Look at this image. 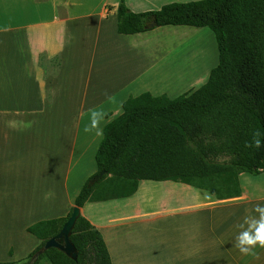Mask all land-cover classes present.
<instances>
[{"label":"crops","instance_id":"0c3cea01","mask_svg":"<svg viewBox=\"0 0 264 264\" xmlns=\"http://www.w3.org/2000/svg\"><path fill=\"white\" fill-rule=\"evenodd\" d=\"M122 1L139 13L192 0H0V214L21 223L29 246L40 240H31L30 225L74 208L97 172L104 127L130 96L175 98L197 89L168 82L175 74L161 70L158 37L184 26L208 38L206 26L121 34ZM197 58L189 53V67ZM91 111L103 115L101 135L85 131ZM146 181L131 196L80 208L102 233L112 264H264V248L245 256L234 247L237 225L264 205V171L241 173V195L224 199L183 182ZM142 190L160 198L157 207L130 208Z\"/></svg>","mask_w":264,"mask_h":264},{"label":"trees","instance_id":"16d2710c","mask_svg":"<svg viewBox=\"0 0 264 264\" xmlns=\"http://www.w3.org/2000/svg\"><path fill=\"white\" fill-rule=\"evenodd\" d=\"M117 16L121 34L165 25L209 27L217 41L218 63L207 81L192 92L175 98L150 92L130 96L123 112L105 125L96 153L94 175L103 170L107 174L93 185L94 175L89 177L75 206L131 196L141 180L183 182L220 199L240 196V174L264 171V147L244 146L253 131L264 133V0L171 2L139 13L122 1ZM153 18L156 26L150 25ZM72 211L67 217L41 220L27 228L41 240L30 253L32 259L60 232ZM70 239L76 259L52 247L36 260L112 264L102 233L83 214Z\"/></svg>","mask_w":264,"mask_h":264},{"label":"rangeland","instance_id":"374dc122","mask_svg":"<svg viewBox=\"0 0 264 264\" xmlns=\"http://www.w3.org/2000/svg\"><path fill=\"white\" fill-rule=\"evenodd\" d=\"M166 29V27H164ZM169 29L163 34L160 33L158 40L159 44V56L161 59V70L174 71V76H171L168 82L177 86L182 91H186L191 88H198L208 78L210 70L217 65L218 48L213 31L209 27H205L209 37L201 33L184 32V26H168ZM174 28L182 29V33H175ZM194 28V27H192ZM199 30V29H197ZM212 40H214V48H211ZM193 46H192V45ZM197 45V46H196ZM209 48L207 49V46ZM191 47L192 49H190ZM198 52V58L195 64L188 65L189 53ZM167 53L166 58L164 54ZM165 58V59H164ZM164 59V60H163ZM187 60V61H186ZM166 66V67H164ZM173 67V68H172ZM182 91L180 93H182ZM117 115V112H113V116ZM147 184H154L152 181H146ZM135 199L132 201L131 207L143 206L145 210L154 209L157 207L160 198L154 196V200L150 196H146L144 190L135 195ZM138 198V199H137ZM20 222H7L0 214V262H9V264H29L30 253L38 247L41 240H38L32 246H29L30 240L25 232L20 230ZM31 240L34 241L36 237L29 235ZM37 240V239H36ZM32 264H51V262L43 257L35 260ZM91 264V263H87Z\"/></svg>","mask_w":264,"mask_h":264},{"label":"clouds","instance_id":"9594fccd","mask_svg":"<svg viewBox=\"0 0 264 264\" xmlns=\"http://www.w3.org/2000/svg\"><path fill=\"white\" fill-rule=\"evenodd\" d=\"M103 118L102 113L91 111L89 115L90 123L85 127L86 132L96 131V135H101L102 131L99 129V122ZM264 133L259 129L253 131L252 139L245 142V148H255L256 150L264 147ZM257 215H246L242 223L237 227L240 229L235 237L234 247L239 250L242 255L256 256L254 249L259 246L264 248V205L257 204L253 210Z\"/></svg>","mask_w":264,"mask_h":264},{"label":"water","instance_id":"95a60500","mask_svg":"<svg viewBox=\"0 0 264 264\" xmlns=\"http://www.w3.org/2000/svg\"><path fill=\"white\" fill-rule=\"evenodd\" d=\"M151 26L157 25L156 18H153L152 22L150 23ZM107 172L105 170L99 172L98 174L94 175L91 180L90 184L93 185L96 183L99 179H101L104 175H106ZM81 214V209L78 206H74L73 211L69 219L64 223L63 227L61 228L60 232L50 238L43 246V248L35 255V257L32 259L30 264H32L36 258L42 253H44L47 249H50L52 247L57 248L61 251H63L66 255L72 257L73 259L77 258V252L74 244L72 243L70 236L73 232V229L75 227L76 221Z\"/></svg>","mask_w":264,"mask_h":264},{"label":"bare ground","instance_id":"6f19581e","mask_svg":"<svg viewBox=\"0 0 264 264\" xmlns=\"http://www.w3.org/2000/svg\"><path fill=\"white\" fill-rule=\"evenodd\" d=\"M145 262V261H144Z\"/></svg>","mask_w":264,"mask_h":264},{"label":"built area","instance_id":"2783aa9c","mask_svg":"<svg viewBox=\"0 0 264 264\" xmlns=\"http://www.w3.org/2000/svg\"><path fill=\"white\" fill-rule=\"evenodd\" d=\"M262 170V169H261Z\"/></svg>","mask_w":264,"mask_h":264}]
</instances>
